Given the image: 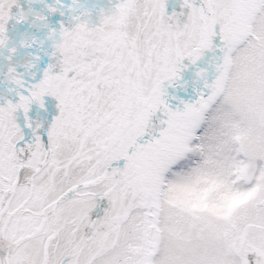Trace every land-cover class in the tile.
<instances>
[{
	"label": "snow or ice",
	"instance_id": "snow-or-ice-1",
	"mask_svg": "<svg viewBox=\"0 0 264 264\" xmlns=\"http://www.w3.org/2000/svg\"><path fill=\"white\" fill-rule=\"evenodd\" d=\"M28 4L0 0V264H264V0Z\"/></svg>",
	"mask_w": 264,
	"mask_h": 264
},
{
	"label": "rangeland",
	"instance_id": "rangeland-1",
	"mask_svg": "<svg viewBox=\"0 0 264 264\" xmlns=\"http://www.w3.org/2000/svg\"><path fill=\"white\" fill-rule=\"evenodd\" d=\"M63 2L67 3V0H63ZM180 2H181V0H169V11L171 12L173 9H176L177 11H179ZM19 3H20V5H22L24 7L25 10L27 9L28 0H19ZM115 3H116V0H90L88 2V4L85 6V8L92 11V15L90 17V22L92 23V25L95 26V25L99 24V20H100V16L98 13L99 8L103 7L105 9V11H108ZM17 11H18V9L14 7L13 13L15 14ZM56 21H58V19L55 20V23H56ZM15 24H16L15 20L10 21L9 22V28L12 29L15 26ZM56 26H58V25H56ZM30 29H31V27H29V25L27 23L20 24V28L17 31H15L14 34H12V36L10 37L11 39L9 41V46H16V45L18 46L19 41L23 38V35L25 33H27L28 37L38 35L36 38H38L39 35H42V32H40V30H38L37 27H35L33 29V32H31ZM30 52H31V49H19L16 56L13 58V63H16L18 65H26L28 63V61L31 59V57L29 56ZM6 54L7 53H5V55ZM44 60L47 61L46 56L44 57ZM6 65H7V62L4 61L2 56H0V70L3 71V69L6 68ZM0 79H2V77H0ZM2 86L3 85H0V89H3ZM191 92H192V89L189 88L188 93H181L180 94L181 98L190 99L191 98V96H190Z\"/></svg>",
	"mask_w": 264,
	"mask_h": 264
},
{
	"label": "bare ground",
	"instance_id": "bare-ground-1",
	"mask_svg": "<svg viewBox=\"0 0 264 264\" xmlns=\"http://www.w3.org/2000/svg\"><path fill=\"white\" fill-rule=\"evenodd\" d=\"M90 0H80V3L82 4V5H84V6H86L87 4H88V2H89ZM53 2V0H45V3H52ZM71 2V0H67V3H70ZM28 7H29V4H28V6H27V9H28ZM31 7L32 8H34L35 10H37V11H39V10H41L43 7H44V5L43 4H41V3H34V4H32L31 5ZM39 8V9H38ZM27 9H26V11H27ZM61 20V19H63L64 21H65V23H67L68 22V17H67V15L65 16V17H60L59 16V14L57 13V14H55V15H53V16H49V18H48V22H49V24H51V25H53V26H56L57 25V23H55V20ZM57 22V21H56ZM20 28V24H17V25H15L12 29L11 28H8V34H9V37H11L12 36V34H14V32L15 31H17L18 29ZM35 27H31V32H33V29H34ZM37 30V29H36ZM38 30H40V32H42V35H39V37L37 38V40L39 41V40H43L44 39V36H46V34H47V29H44V28H42V27H40V28H38ZM11 39V38H10ZM50 44H51V42L50 41H45V45H44V47H45V49H50ZM17 46V45H16ZM33 51H37V49L36 48H33V49H31V52H33ZM40 55L43 57V59H44V53L41 51L40 52ZM30 56V55H29ZM7 70V67L5 68V69H3V71H6ZM23 70V69H22ZM33 71H34V69H33ZM3 89H0V91H2Z\"/></svg>",
	"mask_w": 264,
	"mask_h": 264
}]
</instances>
